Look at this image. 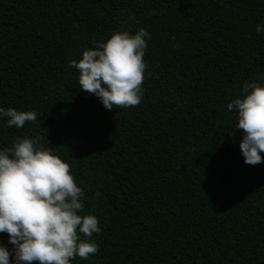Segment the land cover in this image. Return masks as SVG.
<instances>
[{"label": "trees", "instance_id": "trees-1", "mask_svg": "<svg viewBox=\"0 0 264 264\" xmlns=\"http://www.w3.org/2000/svg\"><path fill=\"white\" fill-rule=\"evenodd\" d=\"M257 24L264 0H0V108L37 113L0 118V148L39 136L69 164L101 229L71 264H264V162L226 108L264 82ZM141 28V102L106 110L69 62Z\"/></svg>", "mask_w": 264, "mask_h": 264}, {"label": "clouds", "instance_id": "clouds-1", "mask_svg": "<svg viewBox=\"0 0 264 264\" xmlns=\"http://www.w3.org/2000/svg\"><path fill=\"white\" fill-rule=\"evenodd\" d=\"M255 30L264 33V25ZM150 39L143 28L120 29L83 50L79 60L69 62L78 70L79 89L106 110L138 105ZM226 108L235 117V129L242 131L243 162H264V82L245 81ZM0 118L19 129L34 122L37 113L0 108ZM85 199L69 164L41 137H17L10 147L0 148V233L7 235V244L0 243V264H71L75 257L95 255L98 246L90 238L101 229L94 215L84 214Z\"/></svg>", "mask_w": 264, "mask_h": 264}]
</instances>
